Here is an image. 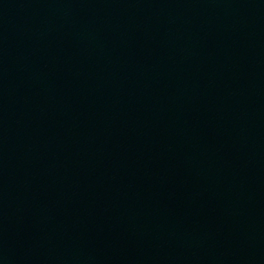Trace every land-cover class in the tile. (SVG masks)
Here are the masks:
<instances>
[{"label":"water","instance_id":"water-1","mask_svg":"<svg viewBox=\"0 0 264 264\" xmlns=\"http://www.w3.org/2000/svg\"><path fill=\"white\" fill-rule=\"evenodd\" d=\"M0 70L46 264H264V0H0Z\"/></svg>","mask_w":264,"mask_h":264}]
</instances>
